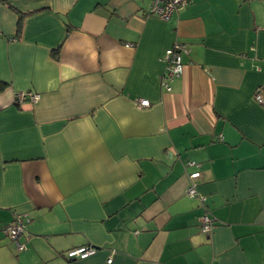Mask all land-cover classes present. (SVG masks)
<instances>
[{
    "label": "crops",
    "instance_id": "obj_1",
    "mask_svg": "<svg viewBox=\"0 0 264 264\" xmlns=\"http://www.w3.org/2000/svg\"><path fill=\"white\" fill-rule=\"evenodd\" d=\"M150 6L0 0V264H264V0Z\"/></svg>",
    "mask_w": 264,
    "mask_h": 264
},
{
    "label": "built area",
    "instance_id": "obj_2",
    "mask_svg": "<svg viewBox=\"0 0 264 264\" xmlns=\"http://www.w3.org/2000/svg\"><path fill=\"white\" fill-rule=\"evenodd\" d=\"M190 1L191 0H151V6L148 14L151 16H156L162 20H168L176 12H178V10L186 6ZM187 51V44L181 42H175L171 47L165 50L162 56V60L165 62L166 69L161 76V84L167 91H170L172 89V81L183 74L184 65L182 61V54L183 52ZM38 98L39 94L31 91H21L16 94V100L18 102H22L26 99L34 101ZM254 98L259 104L264 106V95L261 88L256 89L254 93ZM150 104V100L148 99H138V105L140 107H147L150 106ZM195 163L196 162L194 161L190 162V164L192 165H194ZM199 174V172H194L191 174V177H198ZM187 193L190 196L198 195L201 202L203 204L206 203V196L200 195L198 193L195 184L188 188ZM26 220V214L16 211L14 213L13 223L4 230L5 234L16 242L17 247L21 251L27 249L26 242L20 240V238L24 235L25 232ZM200 228L205 233H209L212 231L213 219L207 212L200 218ZM96 252V247L92 245H82L68 250L67 256L71 259H84L95 255ZM111 261L112 260L110 258L108 262Z\"/></svg>",
    "mask_w": 264,
    "mask_h": 264
},
{
    "label": "trees",
    "instance_id": "obj_3",
    "mask_svg": "<svg viewBox=\"0 0 264 264\" xmlns=\"http://www.w3.org/2000/svg\"><path fill=\"white\" fill-rule=\"evenodd\" d=\"M12 223H13V222H12ZM12 223H11V224H12ZM11 224H10V225H11ZM10 225H9V226H10ZM7 227H8V226H7ZM7 227H6V228H7ZM25 229H26V226H25ZM201 231H202V230H201ZM212 231H213V228H212ZM212 231H211V232H212ZM202 232H203V231H202ZM211 232L206 233V234H210ZM204 233H205V232H204ZM24 234H25V233H24ZM25 242H26V241H25ZM26 245H27V244H26ZM97 251H98V250H97ZM96 253H97V252H96ZM84 259H86V258H84Z\"/></svg>",
    "mask_w": 264,
    "mask_h": 264
}]
</instances>
